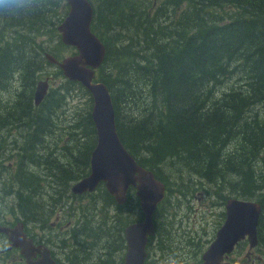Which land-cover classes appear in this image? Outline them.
<instances>
[{
    "label": "trees",
    "instance_id": "trees-1",
    "mask_svg": "<svg viewBox=\"0 0 264 264\" xmlns=\"http://www.w3.org/2000/svg\"><path fill=\"white\" fill-rule=\"evenodd\" d=\"M61 1L66 17L65 0H45L43 7L27 15L0 17V23L21 27L23 36L26 32L51 33L64 47L57 30L63 20L57 11ZM89 1L94 9L93 32L107 49L96 79L111 93L124 146L166 187L160 171L172 162L207 183H228L242 199L259 202L263 209L260 238L264 169L256 165L264 164V0ZM53 8L55 22L47 20ZM26 40L39 48L34 37ZM10 43L0 45V80L14 71L22 85L29 82L23 100L8 104L7 114L0 117V204L13 205L16 222H23L34 239L37 236L30 226L51 235L50 219L71 213L70 220H60L66 223L67 232L60 231L61 226L55 228L63 264H112L105 260V253L116 248L122 256L125 228L140 220L142 213L140 218L134 215L140 207L133 189L123 206L103 185L93 194L75 196L71 192V185L89 174L97 143L92 95L45 59L46 53L58 58L56 51L43 52L41 47L43 53L36 60L22 54V47L13 46L14 40ZM44 64L55 67L53 75L62 77L64 83L59 91L49 90L37 107L34 93ZM232 79L239 86L220 93ZM77 88L89 96L88 111L67 127L70 143L59 145V113ZM115 88L123 96L121 101L129 98L128 106L134 109L127 106L120 111ZM44 124L53 127V132L34 154L26 157L12 148L9 135L20 137L33 125L42 131ZM233 144L238 145L236 151L226 154ZM59 153L66 156L67 165H59ZM12 159L14 167L4 164ZM50 182L59 191H49ZM42 237L48 244L51 237ZM260 241L264 243L262 237ZM95 250L104 251V260L101 255L95 257Z\"/></svg>",
    "mask_w": 264,
    "mask_h": 264
},
{
    "label": "water",
    "instance_id": "water-1",
    "mask_svg": "<svg viewBox=\"0 0 264 264\" xmlns=\"http://www.w3.org/2000/svg\"><path fill=\"white\" fill-rule=\"evenodd\" d=\"M66 2L69 10L57 30L63 45L75 48L76 54L62 60L50 54L45 57L62 71L68 81L81 84L92 95L91 118L97 134L90 159V173L72 187V193H94L104 183L107 192L118 205L123 206L128 201L130 190L135 189L143 220L125 229L127 252L123 264H145L148 237L155 234L154 214L165 198L166 187L152 171L142 167L124 146L117 129L111 93L104 83L96 81V72L105 62L107 49L93 32L94 9L91 2ZM50 80L47 77L37 83L35 106H40L47 97ZM225 209V222L205 252L204 264H232L224 262V258L244 240L248 241L251 249L259 245L258 229L263 214L261 204L254 200L232 198L227 201ZM0 234L8 238L9 250H20L24 264H57L47 246H37L28 236L23 222L13 227L0 225Z\"/></svg>",
    "mask_w": 264,
    "mask_h": 264
},
{
    "label": "rangeland",
    "instance_id": "rangeland-1",
    "mask_svg": "<svg viewBox=\"0 0 264 264\" xmlns=\"http://www.w3.org/2000/svg\"><path fill=\"white\" fill-rule=\"evenodd\" d=\"M59 4L61 8L57 10L59 14L58 17L64 19L65 15L61 10L64 7V3L61 1ZM55 12L56 10L53 8L51 13H48L47 20L55 22L57 20L55 17L57 12ZM0 29L3 30V32L0 33L1 46L3 43H5V41H11L12 43L14 40L13 46L22 47L24 50L22 54L27 56L30 54L36 60L45 51H56L55 54L58 53V58L60 59L76 54L75 48L59 46V37L55 38L51 33L39 36V31H36L35 33L26 32V36H23V33L25 32L20 31L21 27L18 29L11 28L9 26L5 27L4 22L0 23ZM22 36L26 39H31L34 37L39 48H37L31 41L23 39ZM41 47L44 50L43 52L40 49ZM17 52L21 53V50H18ZM56 70L57 69L55 67L44 64L43 70L38 76H41L39 81L44 80L47 77L51 78V91L54 89L59 91L58 89L60 85L64 83V79L62 77L53 75ZM13 73L14 71L10 72V75L7 79L0 80V117L2 118H4V116L7 114L5 111L8 107V104H12V102H15L18 98L19 100H23L22 96H25V94L28 93L27 87L29 80L26 83L24 82L22 85L20 76L16 75L14 78ZM238 86L239 84L237 81L232 79L230 82L225 83L220 88V93L226 92L228 89L231 90ZM115 89V94L119 99L118 102L121 104L119 107L120 111H123L132 102L129 101V98L121 101L123 96L118 88ZM136 90L139 91L138 89ZM49 92L50 91H48V93ZM138 97H140V93L138 94ZM88 101L89 96L84 95V93H82L79 88H77L76 92L69 94L68 98H66L65 107L59 113L61 116L58 122V134H56L59 145H66L70 143L71 137L69 136L67 127L72 121L78 120V117L84 116L87 113ZM128 109L132 110L134 107L128 106ZM260 109L262 108H259L257 111H260ZM261 113L264 117V111ZM37 131L38 130H36V126L33 125V127L29 126L27 129H25V131L21 133L22 135L20 137H16V135H9V141H13L12 148L22 151L26 154V157L34 154L40 149V147H42V143L49 132H53V127L44 124L43 130L38 131V133ZM237 148V144L231 145L226 150V154L236 151ZM6 151L7 149L4 148L3 152ZM59 162V165L68 164L66 162V156L60 155V153ZM4 164L6 166L10 165V167H14L15 160L12 159L11 161H5ZM174 165L175 164L170 162L164 164V167L161 168L160 175L167 182L166 184L168 185L167 188L169 191L163 205H160L159 209L157 208L158 213L156 212L155 221L156 223H160L159 225L161 227H163V224H165L164 229L170 228L171 221L172 227H174V231H172V237L173 241H176L172 243L179 246V251H176L177 254L180 253L181 247L180 259L182 260V264H200L201 259L197 258L195 255H199L203 250H206L215 240L218 230L222 227L226 219V202L231 198H242L239 197L238 194L233 193V190L230 189L228 183H223L220 186L217 184L207 183L206 181L199 179L197 175L189 173L188 170L186 171V169H182L179 168L178 165ZM256 167L259 169H264V164H257ZM42 168L45 169V166ZM39 170L41 171V168ZM48 188V190L51 192L57 189L54 182H52V184L51 182L50 184L48 183ZM57 191H59V188ZM8 201L12 203L11 200ZM85 202H88V199ZM134 215L140 218L139 215H141V211L136 210ZM134 215H132V217L136 219ZM67 220L70 219L67 218ZM16 223V211L14 210L13 205L8 207V204H0V224L15 225ZM49 224L57 227L66 226V223L58 221V214H55L50 219ZM29 229L33 230L36 236L39 235L40 237L43 234L42 231L40 232L38 229L34 228V226H30ZM52 229H54V227ZM68 230L69 229L65 228L63 232H67ZM44 233H48V231ZM57 233V230H51L53 240L57 243V245H59ZM48 235L51 236L50 234ZM261 237L264 239V229L260 233V238ZM164 238L167 239V236H164ZM158 241L159 238H156L151 242V253L159 251ZM8 244V238L0 235V248L4 250V253L0 256V264H23V261H21L22 256L20 255L19 251L16 249H12L10 252L7 251ZM186 248L188 249L184 251ZM195 248H199L196 250L197 253H195ZM175 250H177V248ZM60 251L61 250H59V252ZM61 253L64 255L63 252ZM62 254L61 257L63 259L64 256H62ZM99 255H101V252L95 250V257H99ZM261 258L263 261L262 264H264V243L260 242L256 249H251L249 247V243L245 242L232 255V262H234V264H252V262L258 263ZM172 260H179V256L162 258L157 261L159 264H171ZM155 264H157V262Z\"/></svg>",
    "mask_w": 264,
    "mask_h": 264
},
{
    "label": "flooded vegetation",
    "instance_id": "flooded-vegetation-1",
    "mask_svg": "<svg viewBox=\"0 0 264 264\" xmlns=\"http://www.w3.org/2000/svg\"><path fill=\"white\" fill-rule=\"evenodd\" d=\"M56 58V57H55ZM58 59V58H57ZM59 60V59H58ZM37 86V85H36ZM36 90V89H35ZM92 155V154H91ZM91 159V158H90ZM81 180V179H80ZM78 182V181H77ZM75 182V183H77ZM75 183H73L71 185V192H72V187L75 185ZM168 188L166 187V194H168ZM73 194V193H72ZM87 194H93V193H85V194H82V195H75V196H83V195H87ZM167 197V195H166ZM165 201H163L160 205H163ZM160 205L158 206V209L160 207ZM157 213H158V210H157ZM71 213H67L65 214V217L62 216V217H58V221H60L61 219H65L66 217L68 218V216H70ZM156 216V214H155ZM155 216H154V228H155V234L153 236H149L148 238V241H147V247H146V253H147V258L145 260V264H155L157 262V264H159V262L157 260L159 259H162V258H167V257H173V256H179V260L175 261L176 264H182V260L180 259V255H181V247H180V253L177 254L176 251H179V246L177 245H174L172 242H176V241H173V237H172V231H174V227H172V224H171V221H170V228L169 229H164V226L165 224H163V227H161L159 224L160 223H156L155 221ZM143 220V217L140 219V220H137V221H134V222H131L130 224H133V223H140L142 222ZM18 223V222H17ZM16 223V224H17ZM2 225V224H0ZM129 225V224H128ZM127 225V226H128ZM2 226H8V227H13L11 224H5V225H2ZM25 226V225H24ZM54 227V229L56 228V226L52 225ZM126 226V227H127ZM126 229V228H125ZM64 228L61 227V230L60 231H63ZM166 230V231H165ZM170 230V231H169ZM40 231V230H39ZM25 232L28 234V236L30 238L33 239V241L35 242V244L38 246V245H43V246H47L50 251H51V255L52 257H54L53 259L57 262V264H63V260L61 258V251L59 252V245H57V243L53 240V236H49L47 233H43L42 235L45 236V235H48L50 238L48 244L43 240V237L40 238L39 235L34 239L25 229ZM41 232V231H40ZM1 236H5L4 234H0ZM164 236H167V239L164 238ZM6 237V236H5ZM124 237H125V231H124ZM156 238H159V241H158V245H159V251H156V252H150V244L151 242L153 241V239H156ZM258 238H259V233H258ZM248 241L247 240H244L242 242H240L238 244V246L235 248L234 252L228 256H225L224 258V262H230L232 264H234V262H232V255L235 253V251L243 244ZM260 238H259V243H260ZM193 245V244H192ZM8 247H9V244H8ZM7 247V251H12V250H9ZM196 247V245H195ZM177 248V250H175ZM209 248V247H208ZM208 248L206 250H203L199 255H195L197 258H200L201 259V262L200 264H204V260H203V256L205 254V252L208 250ZM1 249V248H0ZM58 249V250H57ZM188 248L184 249L187 250ZM199 248H195V251L198 250ZM256 249V248H255ZM17 251L20 252L19 249H16ZM0 253V256L4 253V250L2 249ZM59 252V253H58ZM126 252H127V242H126V238H125V250L122 254V256H120L121 254L118 253L117 249H113V253L112 252H108V253H105V257H106V261L108 259H110L112 261V264H123L124 261H125V255H126ZM176 252V253H175ZM183 252V251H182ZM197 253V251L195 252ZM21 255V254H20ZM103 255H104V251H101V259L104 260L103 258ZM22 256V255H21ZM39 257V256H38ZM21 261H23V264L25 262V259L21 258ZM262 258L261 260H259L258 263H255V262H252V264H262Z\"/></svg>",
    "mask_w": 264,
    "mask_h": 264
},
{
    "label": "clouds",
    "instance_id": "clouds-1",
    "mask_svg": "<svg viewBox=\"0 0 264 264\" xmlns=\"http://www.w3.org/2000/svg\"><path fill=\"white\" fill-rule=\"evenodd\" d=\"M45 0H0V17L27 15L44 6ZM171 264H176L174 260Z\"/></svg>",
    "mask_w": 264,
    "mask_h": 264
},
{
    "label": "bare ground",
    "instance_id": "bare-ground-1",
    "mask_svg": "<svg viewBox=\"0 0 264 264\" xmlns=\"http://www.w3.org/2000/svg\"><path fill=\"white\" fill-rule=\"evenodd\" d=\"M46 54H49V53H46ZM46 54H45V55H46ZM45 55H44V56H45ZM52 56H53V55H52ZM45 59H46V57H45ZM5 91H6V90H5ZM34 243H35V242H34ZM53 258H54V257H53Z\"/></svg>",
    "mask_w": 264,
    "mask_h": 264
}]
</instances>
